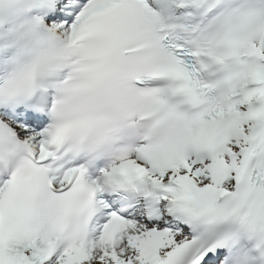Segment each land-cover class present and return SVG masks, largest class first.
<instances>
[{"label": "snow or ice", "instance_id": "6c2138e0", "mask_svg": "<svg viewBox=\"0 0 264 264\" xmlns=\"http://www.w3.org/2000/svg\"><path fill=\"white\" fill-rule=\"evenodd\" d=\"M0 264H264V0H0Z\"/></svg>", "mask_w": 264, "mask_h": 264}]
</instances>
